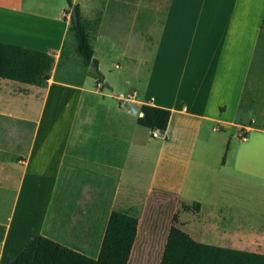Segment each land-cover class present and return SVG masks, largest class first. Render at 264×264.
<instances>
[{
	"label": "crops",
	"instance_id": "crops-1",
	"mask_svg": "<svg viewBox=\"0 0 264 264\" xmlns=\"http://www.w3.org/2000/svg\"><path fill=\"white\" fill-rule=\"evenodd\" d=\"M73 1L103 6L104 90L59 77L67 0H0V42L56 59L47 87L0 77V264L39 236L97 259L111 207L153 192L200 203L178 223L198 242L264 254V0ZM120 61L135 85L110 80ZM143 104L171 111L165 133Z\"/></svg>",
	"mask_w": 264,
	"mask_h": 264
},
{
	"label": "trees",
	"instance_id": "trees-1",
	"mask_svg": "<svg viewBox=\"0 0 264 264\" xmlns=\"http://www.w3.org/2000/svg\"><path fill=\"white\" fill-rule=\"evenodd\" d=\"M71 13L70 34L74 40L73 53L78 55L85 67L92 66L96 86L104 90L105 77L94 58V44L103 17V6L93 18L83 15L73 0H67ZM75 7L78 22L72 16ZM264 27V20H263ZM68 42L61 52V65L69 59ZM55 57L44 52L33 51L0 42V77L38 87H47L55 64ZM121 104L122 101H121ZM138 124L153 132L167 131L171 111L143 104L139 109ZM186 212L199 213L201 205L183 204ZM176 214L170 228L160 264H264V254L208 245L195 240L189 233L178 227ZM139 219L131 213L112 211L97 259L47 237L39 236L30 241L12 264H129L138 235Z\"/></svg>",
	"mask_w": 264,
	"mask_h": 264
},
{
	"label": "rangeland",
	"instance_id": "rangeland-1",
	"mask_svg": "<svg viewBox=\"0 0 264 264\" xmlns=\"http://www.w3.org/2000/svg\"><path fill=\"white\" fill-rule=\"evenodd\" d=\"M67 15L71 17L70 12H68ZM73 48L74 40L71 36L68 41V55H72L71 60L59 68L60 79L70 83L83 82L87 84L88 88L94 86V68L91 66L88 70L86 68L78 69L83 67V63L78 55L73 53ZM106 57V60L103 59L102 62L105 69L110 66L115 67L119 65V61L116 60L113 55L108 54ZM120 67L122 71L125 69L126 74L124 72H122L124 74H120L119 70L115 69L113 72L118 71L119 74L116 73L117 76L114 75L116 79L114 76L109 75L110 80L120 85L122 88L135 85L136 82L134 80L130 81L131 78L128 73L130 68L127 63L121 62ZM78 207L81 209L82 205ZM111 209L127 211L140 220V234L130 264H159L167 234L170 227L173 225L174 216L177 214L179 222L181 223V219H183L181 213L184 212L181 205L177 203L174 197H169L158 192L147 195L143 193L137 194L135 197H132L130 201H128V199H123L122 204H116L112 206ZM240 231V228H233L231 235L233 237L239 236L241 235Z\"/></svg>",
	"mask_w": 264,
	"mask_h": 264
},
{
	"label": "water",
	"instance_id": "water-1",
	"mask_svg": "<svg viewBox=\"0 0 264 264\" xmlns=\"http://www.w3.org/2000/svg\"><path fill=\"white\" fill-rule=\"evenodd\" d=\"M72 16H73L75 22L77 23L78 22V15H77L75 7L72 9Z\"/></svg>",
	"mask_w": 264,
	"mask_h": 264
},
{
	"label": "built area",
	"instance_id": "built-area-1",
	"mask_svg": "<svg viewBox=\"0 0 264 264\" xmlns=\"http://www.w3.org/2000/svg\"><path fill=\"white\" fill-rule=\"evenodd\" d=\"M240 137H241V139L246 140L248 138L247 132H241Z\"/></svg>",
	"mask_w": 264,
	"mask_h": 264
}]
</instances>
